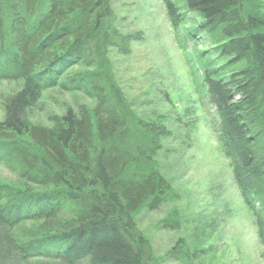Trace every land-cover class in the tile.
<instances>
[{"label":"trees","instance_id":"16d2710c","mask_svg":"<svg viewBox=\"0 0 264 264\" xmlns=\"http://www.w3.org/2000/svg\"><path fill=\"white\" fill-rule=\"evenodd\" d=\"M162 1L173 39L190 44L186 62L202 69L218 141L264 247V0ZM116 20L109 0H0V81L19 84L3 100L0 164L23 182H0V264H154L134 215L178 197L155 159L170 131L132 110L106 64L109 51L128 54L142 39ZM75 65L85 70L62 79ZM53 87L93 104L31 122L26 112ZM27 222L47 230L16 235ZM161 226L180 228L177 209ZM178 242L166 257L190 264L195 252Z\"/></svg>","mask_w":264,"mask_h":264},{"label":"rangeland","instance_id":"374dc122","mask_svg":"<svg viewBox=\"0 0 264 264\" xmlns=\"http://www.w3.org/2000/svg\"><path fill=\"white\" fill-rule=\"evenodd\" d=\"M109 2L118 30L141 32L142 39L131 43L128 54L109 51L106 64L132 110L145 119H161L170 131L155 159L178 197L157 210L140 209L134 215L136 229L150 244L154 264H182L166 257L179 239L196 254L190 264H264V247L252 209L242 197L218 141V119L203 93L202 69L192 56L186 62L190 44L183 50L173 39L162 0ZM206 47L203 43L200 49ZM84 70L75 65L62 79ZM18 85L0 81V120L4 98ZM79 104L91 106L93 101L81 92L53 87L41 94L26 115L31 122L47 126L50 114H61L67 106L76 109ZM0 182L23 186L17 174L2 164ZM171 208L180 216L177 230L161 226ZM42 227L23 223L16 235H38L47 230ZM22 264L63 263L32 259Z\"/></svg>","mask_w":264,"mask_h":264}]
</instances>
